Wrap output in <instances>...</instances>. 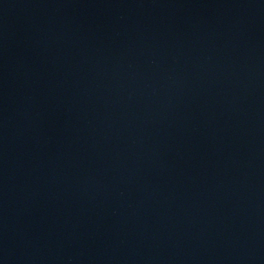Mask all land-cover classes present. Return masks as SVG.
Wrapping results in <instances>:
<instances>
[{
    "label": "water",
    "instance_id": "water-1",
    "mask_svg": "<svg viewBox=\"0 0 264 264\" xmlns=\"http://www.w3.org/2000/svg\"><path fill=\"white\" fill-rule=\"evenodd\" d=\"M0 264H264V0H0Z\"/></svg>",
    "mask_w": 264,
    "mask_h": 264
}]
</instances>
